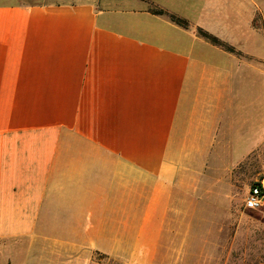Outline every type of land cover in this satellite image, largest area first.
<instances>
[{"label":"crops","instance_id":"obj_1","mask_svg":"<svg viewBox=\"0 0 264 264\" xmlns=\"http://www.w3.org/2000/svg\"><path fill=\"white\" fill-rule=\"evenodd\" d=\"M263 143L264 0H0V264L136 250L193 159Z\"/></svg>","mask_w":264,"mask_h":264},{"label":"rangeland","instance_id":"obj_2","mask_svg":"<svg viewBox=\"0 0 264 264\" xmlns=\"http://www.w3.org/2000/svg\"><path fill=\"white\" fill-rule=\"evenodd\" d=\"M192 164L184 215L172 206L165 228L138 239L136 250L114 256L96 249V239L87 248L58 239L56 247L41 246L34 264H264V209L245 208L249 189L264 176V143L243 160L219 149Z\"/></svg>","mask_w":264,"mask_h":264},{"label":"trees","instance_id":"obj_3","mask_svg":"<svg viewBox=\"0 0 264 264\" xmlns=\"http://www.w3.org/2000/svg\"><path fill=\"white\" fill-rule=\"evenodd\" d=\"M150 12L155 14V15H165L168 16L169 19L175 23L176 25L183 27V28H188L189 27V23L188 21H186L185 19H182L174 14H169L167 12H165L164 10L157 8V7H151L150 8ZM197 35L204 39L205 41L209 42L210 44L217 46L227 52H235V49L233 47H231L230 45H228L226 42H224L223 40H221L220 38L216 37L215 35L209 33L208 31L202 29V28H198L196 31Z\"/></svg>","mask_w":264,"mask_h":264},{"label":"built area","instance_id":"obj_4","mask_svg":"<svg viewBox=\"0 0 264 264\" xmlns=\"http://www.w3.org/2000/svg\"><path fill=\"white\" fill-rule=\"evenodd\" d=\"M245 208L252 211L264 209V176L258 179L249 189Z\"/></svg>","mask_w":264,"mask_h":264}]
</instances>
